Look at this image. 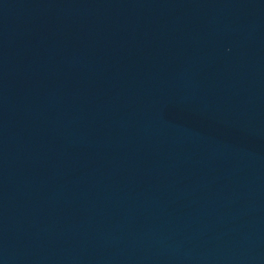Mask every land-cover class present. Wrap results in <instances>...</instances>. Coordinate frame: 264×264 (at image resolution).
I'll return each mask as SVG.
<instances>
[{
  "label": "water",
  "instance_id": "water-1",
  "mask_svg": "<svg viewBox=\"0 0 264 264\" xmlns=\"http://www.w3.org/2000/svg\"><path fill=\"white\" fill-rule=\"evenodd\" d=\"M0 264H264V16L108 89L0 192Z\"/></svg>",
  "mask_w": 264,
  "mask_h": 264
}]
</instances>
